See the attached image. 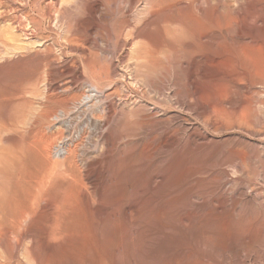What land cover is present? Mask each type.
I'll list each match as a JSON object with an SVG mask.
<instances>
[{"label": "bare ground", "instance_id": "bare-ground-1", "mask_svg": "<svg viewBox=\"0 0 264 264\" xmlns=\"http://www.w3.org/2000/svg\"><path fill=\"white\" fill-rule=\"evenodd\" d=\"M139 1L120 0L125 11L119 10L113 24L114 68L123 61L117 56L122 48L144 42L156 47L175 24L186 29L188 38L159 59L150 60L147 49L131 52L134 62L126 69L137 88L152 89L149 104L132 101L128 95L138 93L137 88L119 75L110 85L101 81L91 86L80 106L72 110L75 119L69 112L70 100H56L58 105L39 113L50 124L30 135L26 162L9 200L13 228L20 237L29 235L32 240L23 264L68 261L63 253L53 260L43 259L36 238L40 231L48 236L49 246H81V259H75L81 264H211L213 257L235 252L240 243L247 256L256 243L255 232L264 229V214L257 218L254 204L247 207L251 218L240 221L245 204L239 200L240 188L245 189L258 173L264 180V0H234L232 12L226 14L219 13L211 0H144L141 9L127 15ZM99 2L51 0L47 13L59 27L64 18L88 24ZM224 32L233 34L232 42L225 41ZM17 48L0 46V59L5 62L0 69L18 66L12 71L20 78L43 57L28 49L27 54H17ZM53 67L44 87L26 97L38 106L58 88L53 82L63 71ZM69 72L76 80L77 72ZM164 84L173 87L177 102H185L194 114L207 115L204 124L212 134L198 127L185 131L183 125L171 123L175 116L157 117L159 112L167 115L156 105L155 96ZM141 93L147 96V91ZM8 106L5 99L0 115L7 114ZM36 109L27 113L29 123L27 117L17 127L23 132L2 134L0 141L15 143L32 127ZM54 122L61 127L52 130ZM155 126L162 131L146 145L143 132ZM232 129L241 133L221 135ZM87 138L92 139L91 151L84 144ZM145 150L154 158L148 172L139 169ZM213 151L233 173L243 175L231 180L234 187L229 193L196 178ZM224 173L228 175L227 170ZM217 180L219 176L212 177ZM261 198L264 201V195L256 194L253 200ZM258 207L264 209V204ZM233 211L236 218H231ZM263 240L264 236L260 244Z\"/></svg>", "mask_w": 264, "mask_h": 264}, {"label": "rangeland", "instance_id": "rangeland-1", "mask_svg": "<svg viewBox=\"0 0 264 264\" xmlns=\"http://www.w3.org/2000/svg\"><path fill=\"white\" fill-rule=\"evenodd\" d=\"M50 1L51 0H0V40L3 44L0 43V46L6 48L18 46L20 48L16 49L17 54H27L28 49L29 52H39L43 57V60L37 63L38 65L36 64L29 74L20 78H17L18 76L13 74V71H15L18 66L12 65L6 67L4 70L0 69V104L5 99L9 100L7 114L0 115V138L2 134L5 136L10 133L15 134L17 131L23 132V130L17 129V127L20 126L21 122H24L27 117L26 123H29L30 115L27 113L30 108H37L35 111L37 118L33 122L34 126L32 125L28 131H24L22 136H20L15 143L8 145V143L0 141V223H3L0 224L1 237H3V239H0V242H2V240L4 242L0 244V264H23V262L26 261V257L29 256V248L32 245V240L29 235L20 237L18 231L13 228L9 220L8 211L10 197L17 189L19 178L28 155V139L32 133H36L47 124H50V119L39 113L52 108L53 105L56 106L57 101H61V99L70 100L71 104L68 107L71 110L69 112H73L72 110L75 107L80 106L82 96L90 93L91 86L101 81L103 83L102 85H110L119 78V75L123 82H127L131 87L137 88L131 81L129 68L126 69L127 65L134 62V59L131 57L132 51L137 52L139 48L147 49L150 60L154 58L159 59L160 57L163 58L165 55H169L173 49V45H177L180 40L188 38L186 29L179 24H175L173 28L165 32V36L156 47H151L144 42L142 45L130 44L122 48L117 56L123 57V61L114 68L112 62L114 61L116 64L117 59L114 58L116 32L113 30V24L119 10L125 11L122 9L123 3H121L120 0H100L97 4V12L95 13L94 19H90L88 24L72 23L67 18H64L62 20L63 26L59 27L60 24L56 23V21H52L51 16L47 13V6ZM211 3L217 8L218 12L222 14L232 12V8L235 5L234 0H211ZM143 4L144 0H140L136 4V7L126 14H134L136 10L142 8ZM130 28L131 27L126 28L124 34L126 31H129ZM232 35V33L229 34L228 32H224L225 41L232 42ZM136 41L142 42L141 39ZM16 56L17 55L11 56L9 59L10 62H13ZM52 60L55 61L53 65L51 64ZM4 63V59H0V65ZM53 66L63 71L61 77L53 82V85L55 84L58 88L53 92L49 100H42L44 103L38 106V103H32L26 97L31 98L29 95L32 92L34 93V90L36 91L40 86L44 87L48 81L49 71L51 68H54ZM63 66L67 67L68 70ZM10 67L11 69L8 70ZM73 70L77 72L76 80L71 78L72 74L69 72ZM142 89L147 91L146 97L142 96ZM151 91L142 86V88H137L138 93L129 94L128 96L132 97V101L136 98L135 101L143 100L148 103V97L154 95ZM172 91V86L164 84V87L159 91V95H155L159 100L156 105L167 111V115L164 116L162 112H159L157 117L159 119H164L169 118V116H175V119H173L171 123L183 125L185 131L198 127L206 133L212 134V130L207 128L204 124L208 119L207 115L204 114L199 116L194 114L187 107L185 102H177L175 100ZM162 99H165V102L160 101ZM153 106L154 103L151 102L149 107L152 109ZM75 113H72V119L76 118L74 117L76 115ZM58 126L61 127V125L54 122L51 125L52 130L58 128ZM160 131H162L160 126L147 128L142 135L146 145H149L150 138ZM182 132L183 131H180V133ZM232 132L241 133L239 130L236 131L232 129L222 132L221 135ZM243 138L250 141L256 140L253 136H243ZM261 140L264 143V139ZM91 141L92 139L90 138L84 141L88 151H91ZM58 144H60V142H58ZM143 155L144 159L141 164H139V169L148 172L153 166V154L145 150ZM224 170L228 171L227 176ZM233 170V168L227 167L226 164L218 160L216 151H213L206 160L205 166L197 172L196 178L200 181L207 182L210 187H216L220 192L229 193V189L234 187L231 180L243 177L241 173H233ZM216 175L220 177V180L212 181V177ZM252 179V182H249L245 189L240 188V186L238 187L241 189L239 192L242 193L240 194L239 200L245 204V210L240 216L241 222H244L246 217L251 218V215H249L247 211V207H250V203L254 204L253 213L256 214V217L258 216L257 218H260L261 213L264 214V209L258 207L259 203L264 204L263 198L253 200L256 194L264 195L263 175L258 173V175ZM235 213L236 212L233 211L231 218H236ZM68 218L72 219L73 217L71 218L69 216ZM255 233L257 234L256 243L251 247V253H248L247 256L244 252L246 247L240 243V245L238 244L240 248L237 246L235 252L230 250L223 258L213 257L211 264H264V242L260 244L261 237L263 238L264 236V229L260 228ZM37 234V243L40 246L43 259L49 258V260H53V258L63 253L68 260L66 264H81L78 262V260L81 259V246H77L76 244L64 246L63 248L53 247L54 245L49 246L48 236L43 231ZM259 239L260 241H258ZM257 244H263V247L259 245L256 246ZM3 245L6 247V250Z\"/></svg>", "mask_w": 264, "mask_h": 264}]
</instances>
